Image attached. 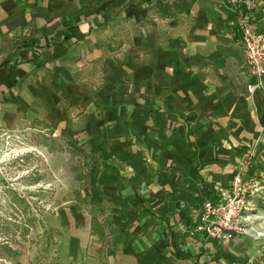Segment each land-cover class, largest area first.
<instances>
[{
  "label": "crops",
  "instance_id": "crops-1",
  "mask_svg": "<svg viewBox=\"0 0 264 264\" xmlns=\"http://www.w3.org/2000/svg\"><path fill=\"white\" fill-rule=\"evenodd\" d=\"M234 15L226 0H0V208L31 165L43 197H61L63 162L78 182L44 221L40 264H207L234 242L188 234L243 166L264 173V87L247 92Z\"/></svg>",
  "mask_w": 264,
  "mask_h": 264
},
{
  "label": "rangeland",
  "instance_id": "rangeland-1",
  "mask_svg": "<svg viewBox=\"0 0 264 264\" xmlns=\"http://www.w3.org/2000/svg\"><path fill=\"white\" fill-rule=\"evenodd\" d=\"M24 160L25 166H30L27 163L37 159ZM70 163L78 165L79 159L73 157ZM31 166L27 172L22 173L23 184L28 187L19 191L21 196L16 194L12 204L0 208V264H40L44 259L47 261L41 248L51 244L52 239L44 233V224L57 209L65 205L68 198H75L74 187L78 182L76 178L72 180L70 177L68 161L62 165L66 174H62L61 197L53 188L48 190L45 197L42 188H31L39 177L36 166ZM69 178L73 182V191L68 190L66 185ZM255 178H260V174L248 177L249 180ZM256 200L252 216L246 222V232L231 244H220L223 254L214 261L209 260L207 264H240L261 252L264 247V199Z\"/></svg>",
  "mask_w": 264,
  "mask_h": 264
},
{
  "label": "built area",
  "instance_id": "built-area-1",
  "mask_svg": "<svg viewBox=\"0 0 264 264\" xmlns=\"http://www.w3.org/2000/svg\"><path fill=\"white\" fill-rule=\"evenodd\" d=\"M230 2L236 15L239 44L255 78V83L246 87L248 93H253L264 87V33L251 12L253 0ZM247 169L243 166L239 170L229 187L219 192V199H207L193 210L197 221L188 231L190 237L200 234L220 242H230L246 232V222L252 216L256 199H264V173L260 174V178L249 180Z\"/></svg>",
  "mask_w": 264,
  "mask_h": 264
},
{
  "label": "trees",
  "instance_id": "trees-1",
  "mask_svg": "<svg viewBox=\"0 0 264 264\" xmlns=\"http://www.w3.org/2000/svg\"><path fill=\"white\" fill-rule=\"evenodd\" d=\"M239 1H241V0H236L237 3H240ZM226 2L231 4L230 0H226ZM234 18L236 19V15H234ZM254 20H256V19H254ZM240 264H264V247L262 248L261 252L258 255H256L255 257H253L251 260H248V261H246L244 263H240Z\"/></svg>",
  "mask_w": 264,
  "mask_h": 264
}]
</instances>
